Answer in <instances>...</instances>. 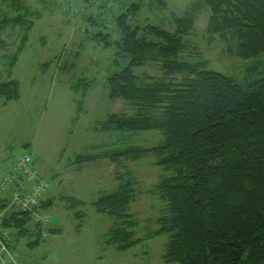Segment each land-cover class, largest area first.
I'll return each mask as SVG.
<instances>
[{"label":"trees","instance_id":"1","mask_svg":"<svg viewBox=\"0 0 264 264\" xmlns=\"http://www.w3.org/2000/svg\"><path fill=\"white\" fill-rule=\"evenodd\" d=\"M154 1L159 6L166 4V0ZM3 2L9 3L7 12L14 13H6L0 5V32L9 26L25 29L8 64L13 70L27 46L34 18L42 12L24 0ZM140 8L141 3L132 1L118 16L122 33L118 39L112 41L109 33L96 34L105 46L116 43L118 53L130 56L129 64L111 73L106 82L110 99L122 98L134 109L131 115L110 113L96 127L131 134L159 129L164 139L153 147L129 144L79 154L73 165L81 170L88 162L107 159L118 168L124 159L135 161L155 154V164L166 175L148 191L162 201V207L155 232L137 237L139 221L130 207L139 193L138 179L131 170H117L114 189L93 202L99 212L115 218L105 241L126 251L144 239L167 234L166 264H264L263 64L249 67L247 77L251 79L241 83L209 69L205 59H182L189 46L187 37L196 29L197 12L203 8L210 10L209 40L220 38L230 55L258 58L264 53V0H198L174 16V29L151 21L132 26L129 16ZM5 47L8 42L0 35V48ZM149 62L160 63L163 77L135 72L134 67ZM0 96L3 106L20 100V80L11 75L0 77ZM18 187L12 184L6 193ZM61 198L70 209L85 203L75 197ZM10 201L9 194L0 196V211ZM53 202L45 199L40 206L46 209ZM75 215L84 214L77 210ZM2 225L10 231L6 242L14 253L21 237L28 236L32 247L45 239L40 225L26 212L10 208ZM49 231L58 230L50 227Z\"/></svg>","mask_w":264,"mask_h":264},{"label":"rangeland","instance_id":"2","mask_svg":"<svg viewBox=\"0 0 264 264\" xmlns=\"http://www.w3.org/2000/svg\"><path fill=\"white\" fill-rule=\"evenodd\" d=\"M24 1L42 14L34 18L27 46L13 70L8 64L25 29L9 26L0 32L8 42V47L0 48V77L11 75L19 79L22 91L20 100L5 106L0 96V179L20 155L30 153L33 166L49 182L44 199L54 202L46 210L51 216L50 227L58 231L49 232L34 247L28 245V236L21 237L15 248L18 264H166L163 254L169 240L167 234L144 239L126 251L117 250L105 241L115 218L99 212L93 204L101 194L114 189L117 170L120 173L131 170L138 179L139 191L130 207L139 221L136 236L154 233L159 226L157 217L162 201L148 190L166 175L155 164V154L135 161L124 159L118 168L103 159L76 170L73 161L79 154L129 144L153 147L164 139L159 129L131 134L96 127L110 113H134L126 100L109 98L106 82L111 73L129 64L130 56L118 53L116 43L105 46V40H98L100 36L96 34L109 33V39H118L122 34L118 16L132 1L141 3V8L129 16L132 26L151 21L174 29V16L190 9L198 0H166L161 6L154 0ZM0 5L6 13H14L11 9L7 12L8 2L0 0ZM209 15L207 8L197 12L196 29L187 37L189 46L182 52V59L190 62L205 59L209 69L241 83L251 79L247 77L249 67L261 62L264 69V53L258 58L230 55L220 38L209 40L206 31ZM134 70L154 78L163 77L158 62L136 66ZM174 77L182 79V75ZM62 196L85 203L70 209ZM77 210L83 211V217L75 215Z\"/></svg>","mask_w":264,"mask_h":264},{"label":"built area","instance_id":"3","mask_svg":"<svg viewBox=\"0 0 264 264\" xmlns=\"http://www.w3.org/2000/svg\"><path fill=\"white\" fill-rule=\"evenodd\" d=\"M16 183L19 187L6 193L10 186ZM48 190L49 182L33 166V157L30 153L20 155L8 173L0 179V196L9 194L11 200L9 205L0 211V264H18L15 253L6 242L9 240L10 231L2 225L3 215L8 209L13 208L31 215L33 221L40 225L42 237L48 236L51 216L40 206Z\"/></svg>","mask_w":264,"mask_h":264},{"label":"crops","instance_id":"4","mask_svg":"<svg viewBox=\"0 0 264 264\" xmlns=\"http://www.w3.org/2000/svg\"><path fill=\"white\" fill-rule=\"evenodd\" d=\"M98 163V162H97ZM102 163V162H101ZM110 163H112V162H110ZM114 164V163H113ZM97 165V164H96ZM48 199V198H47Z\"/></svg>","mask_w":264,"mask_h":264}]
</instances>
